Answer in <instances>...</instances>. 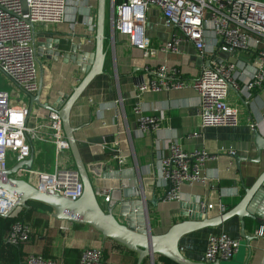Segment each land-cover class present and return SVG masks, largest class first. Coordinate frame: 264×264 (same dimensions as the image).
Here are the masks:
<instances>
[{"label":"crops","instance_id":"obj_1","mask_svg":"<svg viewBox=\"0 0 264 264\" xmlns=\"http://www.w3.org/2000/svg\"><path fill=\"white\" fill-rule=\"evenodd\" d=\"M99 0H68L62 21L50 25L35 24V45L38 56V81L40 90L36 94L22 93L20 100L30 108L28 124L36 127L38 138L32 140L34 161L32 169L50 171L56 166L75 167L71 150L57 153L53 141V131L48 125L49 109L37 104L32 96L40 95L43 104L60 108L71 95L75 87L85 76L82 65H90V55L96 50V33ZM110 0H106V60L103 73L98 75L77 100L70 114L72 127L82 158L89 167L98 199L104 209L114 207L124 197L141 192L148 201L149 215L156 217L153 224L155 234L166 232L173 224L188 219L192 206L201 208L203 214L216 217L239 206L248 196L247 190L255 186L264 172V151L257 160L254 144L255 132L264 135V87L257 89L252 97H247L234 87L228 95V103L240 112L237 126L206 127L199 114V96L192 88L148 91L137 97L135 84L145 74L146 67L161 62L177 66L184 77L197 76L202 66L208 65L211 53L200 56L192 43L181 42V54L160 53L156 59H145L141 49L129 43L127 35L119 34L112 45L109 39L108 19ZM166 32L161 37L154 36V45L169 39L172 30L161 25ZM152 19V20H153ZM151 20V21H152ZM46 35H43V34ZM211 47V46H210ZM89 56L85 57V55ZM220 58H229L239 64L244 71V79L252 76V56L240 52L230 56L219 52ZM250 64V65H249ZM241 70V69H240ZM43 71V74L41 73ZM242 71V70H241ZM11 84H13L5 79ZM239 92V93H238ZM140 100L144 114L160 117L157 129L143 132L139 128V116L133 110ZM18 103V101H17ZM257 124L255 128L251 125ZM173 141L185 150L204 149L212 158L207 160L203 173L205 183L184 185L183 200L166 201L165 188L158 170L159 159L168 155L169 144ZM243 160L238 164L230 150ZM16 162L12 159L9 165ZM126 171L134 168L137 172V186L133 187L127 177L104 178V170ZM19 178L31 185L36 183V175L27 173ZM103 189L111 190V201H101L99 193ZM264 183L249 196L242 212L251 214L257 210V199L263 197ZM159 199L157 205L150 201ZM35 212L27 219L32 227L30 239L20 246H11L6 237L10 227L0 228V264H27L30 254H40L57 259L59 264H78L80 255L87 248H107L110 256L106 264H119L121 255L126 251L113 239L104 237L89 224L75 223L56 219L53 209L30 201ZM45 205V204H44ZM119 215V207L114 208ZM18 208L11 216H18ZM5 218L4 216H2ZM244 226L235 215L219 227L205 228L182 237L180 248L183 254L196 261H202L208 235L211 232L225 231L240 240V248L233 259L226 264H264L263 227L258 226L250 216H244ZM67 224L68 229H62ZM164 227H167L166 230ZM243 232L248 238L247 242ZM147 257V264H163ZM138 254L134 264L137 263Z\"/></svg>","mask_w":264,"mask_h":264},{"label":"built area","instance_id":"obj_2","mask_svg":"<svg viewBox=\"0 0 264 264\" xmlns=\"http://www.w3.org/2000/svg\"><path fill=\"white\" fill-rule=\"evenodd\" d=\"M68 0H0V75L13 84V89L0 88V171L32 153V140L38 138L36 127L28 124L30 108L20 100L22 93L36 94L38 56L35 45V24L50 25L64 18ZM109 39L116 43L119 34L127 35L129 43L142 51L145 59H156L160 53L181 54V42L192 43L200 56H213L200 73L186 78L181 70L167 62L146 67L145 74L135 84L138 98L148 91L192 87L199 96V114L203 126H237L240 112L228 103L232 87L247 97L264 87V0H110ZM172 30L169 39L154 45L150 35L151 20ZM211 46V47H210ZM219 52L237 56L247 52L252 56V76L244 79L239 64L220 58ZM219 59L221 60L219 62ZM250 65V64H249ZM242 71H241V70ZM18 101V103H17ZM139 116L141 131L157 129L160 117L144 114L140 100L133 108ZM264 119V111H263ZM48 125L53 131L57 153L69 149L62 118L58 111L48 112ZM257 124L251 126L255 128ZM168 155L159 159V173L165 188L166 201L183 200L182 187L205 183L203 169L212 155L204 149L185 150L177 141L169 144ZM235 156L236 151L230 150ZM36 175L35 186L40 191H56L77 200L83 194V182L78 170L56 166L53 171L26 169L17 175ZM101 201H111V190L99 193ZM16 197L0 189V216L9 213ZM62 229H68L67 224ZM31 225L17 220L6 237L7 243L22 245L30 239ZM240 240L225 231L208 235L202 261L213 263L234 258ZM27 264H59L57 259L30 254ZM78 264H106L102 248L82 251Z\"/></svg>","mask_w":264,"mask_h":264},{"label":"water","instance_id":"obj_3","mask_svg":"<svg viewBox=\"0 0 264 264\" xmlns=\"http://www.w3.org/2000/svg\"><path fill=\"white\" fill-rule=\"evenodd\" d=\"M43 35H46L45 33ZM106 0H99L98 3V18H97V33H96V50L90 55V65H82L86 72L83 79L75 87L73 93L66 98V101L60 108H55L49 104H43L40 101V95L32 96L33 100L49 109L50 111H58L63 122L65 137L68 141L69 148L75 161L76 169L78 170L83 182V194L77 200L68 199L56 191H40L35 186L31 185L25 179L17 177L18 170L22 167L31 169L34 161V152L30 156L17 162L12 167L0 171V189L16 197V201L12 205L8 214L4 217L11 216L18 208L29 209L30 201L45 204L53 209V216L56 219L70 221L75 223H84L91 225L99 231L104 237L113 239L122 244L129 250L135 251L138 254L136 264H142L148 257L155 260V256H164L176 264H226L225 262L216 261L208 263L204 261H196L186 257L180 248V242L186 234L202 230L205 228L219 227L228 219L237 215L241 219V224L244 226V216H250L258 226L264 228V194L259 197V207L257 210L251 211V214H244L242 209L250 200L251 193L260 188L264 183V172L257 179L255 186L247 190L248 196L237 207L232 208L228 212L216 217H209L208 214H203L199 206H192V213H189L188 219L173 224L166 232L155 234L151 231L149 223L144 218L145 212H148V201L145 194L140 191L132 195L126 196L123 200L115 203L114 207L104 209L101 205L93 181L89 173V167L84 162L77 139L74 135L75 128L72 127L70 114L73 106L81 97L84 91L89 87L91 82L100 74L103 73V68L106 60ZM89 54L85 55V57ZM221 60L219 59V62ZM43 74V71H41ZM239 93V92H238ZM254 144L257 149V160L262 157L264 151V135L260 131L255 132ZM233 159L239 164L242 157L233 156ZM104 170V178H120L127 177L133 187L137 186V172L134 168L126 171H115L113 173ZM159 199L156 197L150 202L157 205ZM119 207L120 213L116 215L114 208ZM148 215V214H147ZM146 215V216H147ZM148 225V226H147ZM263 235H264V229ZM247 242L252 238H248L243 232Z\"/></svg>","mask_w":264,"mask_h":264},{"label":"trees","instance_id":"obj_4","mask_svg":"<svg viewBox=\"0 0 264 264\" xmlns=\"http://www.w3.org/2000/svg\"><path fill=\"white\" fill-rule=\"evenodd\" d=\"M40 204V203H38ZM41 206H46L44 204H40ZM47 207V206H46ZM33 212H35V206L33 204H30V208L29 209H22V212L19 213V215L17 216H8L3 218L2 216H0V228L1 227H10L11 224H13L15 221L17 220H25L27 221V219H29ZM119 246L123 247L126 251L125 254L121 255V259H122V263L123 264H134L135 262V258L137 256V253L135 251L129 250L128 248H126L125 246H123L122 244L116 242ZM9 244V243H8ZM11 245V244H9ZM11 246H15V245H11ZM20 246V245H19ZM110 256V251L105 248L104 249V257L107 260ZM158 261L162 262L163 264H176L173 261H171L170 259L158 255ZM148 260L147 258L143 261L142 264H147Z\"/></svg>","mask_w":264,"mask_h":264},{"label":"rangeland","instance_id":"obj_5","mask_svg":"<svg viewBox=\"0 0 264 264\" xmlns=\"http://www.w3.org/2000/svg\"><path fill=\"white\" fill-rule=\"evenodd\" d=\"M150 29H151V33H153L154 36H158V37H161L163 35V33L166 32L165 28L158 25V23H156V21L154 19L151 21V28ZM0 88L8 89V90L11 89V84L9 82H7L1 75H0ZM50 171H53V169H50ZM146 217L148 218L147 221H148V223L150 225V229L153 233L156 230L158 231V229L160 230V228H156L154 230V228L152 227L153 224L155 225L154 219H156V217L151 215V213L149 215V212H148V215ZM166 229H167V227H164V229H161V230L164 231ZM118 247H120V246H118ZM113 261L116 262L117 264H119L117 255L114 256Z\"/></svg>","mask_w":264,"mask_h":264},{"label":"bare ground","instance_id":"obj_6","mask_svg":"<svg viewBox=\"0 0 264 264\" xmlns=\"http://www.w3.org/2000/svg\"><path fill=\"white\" fill-rule=\"evenodd\" d=\"M143 210H144V212H145V215H144V218H146V221H147V217H146V215L148 214V212L145 210V208H143ZM147 223H148V221H147ZM148 226V225H147Z\"/></svg>","mask_w":264,"mask_h":264}]
</instances>
